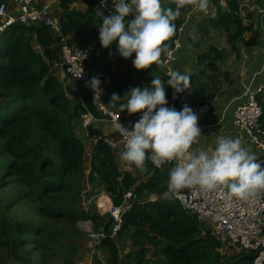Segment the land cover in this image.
Returning <instances> with one entry per match:
<instances>
[{"label":"trees","instance_id":"obj_1","mask_svg":"<svg viewBox=\"0 0 264 264\" xmlns=\"http://www.w3.org/2000/svg\"><path fill=\"white\" fill-rule=\"evenodd\" d=\"M73 2L60 0L57 14L64 31L87 49L88 68L94 72L106 61L123 60L116 42L105 49L99 40L102 21L95 8L102 2L101 10L105 15L111 14L114 0H87L85 10L73 7ZM240 5L241 0H210L209 6L215 14L203 19L215 29L226 32L228 43L235 50L240 43L256 45L259 37L255 23L242 16ZM164 7L175 10V3L169 0ZM186 11L187 7L181 9V16L175 21L177 32L169 48L180 37ZM200 29L203 30V26ZM56 46L55 32L38 23L17 22L0 34V139L6 140L7 152L15 159L16 179L25 184L28 193L41 204V213L64 217L71 222L80 218L93 219L95 230L102 229L106 233L96 246L106 252L108 264H124L121 244L136 247V259L140 262L150 245L157 249L159 256L166 258L165 264H252L254 252L240 251L226 257L228 252L221 250L227 247L212 233V228L203 226L172 193L170 198H164L163 194L168 191L169 167L157 168L149 161L146 170L150 172L146 176L134 164L126 162L133 170L123 169L119 164L122 152L113 149L92 125L83 127L79 118L85 112L84 107L72 104L49 62L58 56ZM224 57L225 50L217 47L199 55L198 64L205 70L194 76L196 102H207L213 97L206 95L207 85L210 81H218L216 72ZM151 68L159 70L161 67L153 65ZM161 69L156 77L164 82L168 106L180 111L185 101L169 85L170 80ZM140 73L146 74V70ZM152 78L145 76L135 85L136 79L127 74L113 73L103 81L102 99L120 111L119 104L123 101L110 104L113 94L123 97L130 88L149 86ZM89 139L94 142L90 155L86 145ZM3 180L0 178V184ZM88 185L90 192H106L114 205H128L116 235L112 236L115 220L110 214L80 207V195ZM128 192H131L130 197L126 196ZM152 195L157 198L151 200ZM38 233H42V227L32 221L11 223L2 219L1 248L7 258L13 256L25 264H33L31 257L18 249L20 246L26 249ZM45 245L46 242L40 241V246ZM0 264H8L2 255Z\"/></svg>","mask_w":264,"mask_h":264},{"label":"clouds","instance_id":"obj_2","mask_svg":"<svg viewBox=\"0 0 264 264\" xmlns=\"http://www.w3.org/2000/svg\"><path fill=\"white\" fill-rule=\"evenodd\" d=\"M173 2L175 10L165 8L163 0H114V12L108 15L101 10V2V5L95 8L96 15L102 21L99 26L101 46L107 49L116 42L119 54L124 59L131 58L135 54L132 64L137 71L156 65L166 72L167 68L160 65L161 58L168 49L174 47L169 48V42L176 35L175 21L181 16V9L191 7L196 12L207 13L210 5V0H173ZM14 23L17 21L11 25ZM11 25L6 26L0 34ZM72 41L77 42L73 39ZM170 68L173 70L172 67ZM97 71H104L106 77L103 81L113 74L103 68L94 72ZM54 72L56 73L55 70ZM173 75L179 85L176 86L171 79L169 85L176 93L185 91L187 88H179L180 81H187L188 78L175 72ZM90 84L96 89L99 88L100 81L94 77ZM166 96L164 82L158 77L152 78L150 87L130 88L123 97L113 94L110 104L114 101H123L119 104L120 112L127 111L130 116L140 114V119L130 129L120 122L115 124V131L125 140V150L120 151L122 152L120 159L134 164L141 172L146 170L149 161L157 168H171L164 164L177 161V166L171 168L169 173L168 191L163 194L164 198H170V193L174 190L194 186H198L202 191L224 189L229 197L242 201L264 195V165L258 162L257 156L245 145L243 139L218 136L213 149L194 147L200 144L202 137L198 116L187 104L180 111L172 106L168 107ZM91 97L93 100L92 93ZM103 101L107 104L105 100ZM85 114L91 117L92 115L88 112L80 114L81 124L87 128L92 125L93 117L86 126ZM85 137L88 138L87 133ZM101 192L97 197L96 206L100 195L107 196L109 202L113 203L107 193L101 194ZM156 198L155 195L151 196V200ZM88 219L93 223V219Z\"/></svg>","mask_w":264,"mask_h":264},{"label":"crops","instance_id":"obj_3","mask_svg":"<svg viewBox=\"0 0 264 264\" xmlns=\"http://www.w3.org/2000/svg\"><path fill=\"white\" fill-rule=\"evenodd\" d=\"M3 1L8 3L11 12H18L20 6L17 0ZM77 1L78 0H74L72 6L74 5L73 7H79L78 9L85 10L86 7L83 8L84 3L82 2V5ZM168 1L169 0H163V5ZM31 2L38 8L46 4H57V8L59 9L60 0H40V2L39 0H31ZM240 7L242 16L246 21H253L258 29L259 37L256 45L246 46L240 43V45H237V50H235L232 45H229L226 32L221 29H215L209 25L207 21L203 20L215 14L213 9L211 11V6H209V11L207 13L200 12L199 15H197L199 12H196L191 7H187L185 21L182 24L183 26L180 27V37L178 38L181 47L176 53L177 60L172 62L171 67L175 73L188 78L187 81H180L179 88L187 89L179 94L184 99L185 104L191 107V105L196 102L193 94L195 86L194 76L198 74L201 75L200 70H205L204 66L198 64L199 55L209 51L211 47L225 50L224 60L220 62V69L216 72L218 81H210L207 85L209 91L206 95H213V97L210 101H207L210 104V110L205 118L198 123L202 137L200 144L194 147L213 149L215 147V140L218 136L240 137L243 139L245 145L257 156V160H260L262 151L255 146L246 133L237 127L234 119L237 107L246 100V92L248 89H261L258 93V100L264 107V0H241ZM58 9L54 12L58 13ZM200 26H203V30L200 29ZM245 37L247 38L248 35ZM59 47L60 42L58 41V46H56L55 49V54L58 55L57 57L60 55ZM126 61L128 60H109L103 63L106 66L107 63L115 62L117 68H115V72L105 68L103 65L101 68L104 67L103 69L112 73L122 74V71H124L123 63ZM126 68H129V65H126ZM55 70L72 104L74 106L81 105L84 107L85 112L92 115L93 128L98 129L106 141L118 139V132L115 131V128L111 125L109 117L104 115L92 100L88 89L83 88L78 81L71 75L65 73L63 69L56 68ZM126 70H130L132 73L136 74L135 78H132L131 75H127L131 79L137 80L139 76H143L142 80H144L145 74H141L134 66ZM207 73L211 74L209 70H207ZM156 76H158V73ZM148 85L149 87L151 86V84ZM139 119L137 114L130 116L128 113H125L122 114L121 123L123 125H132ZM79 122L81 123V117L79 118ZM93 143L94 142L90 139L88 144L86 143L88 155H90L91 150H93ZM90 144L92 145L90 146ZM119 164L123 169L133 170L120 158ZM86 165L89 167V161H87ZM163 169H166V167ZM170 171L171 168L169 167V172ZM149 172V170H145V172H142V175L146 176ZM101 194H106V192L102 191ZM128 245L133 248V250L130 251H134L132 253H135H131L132 256L130 254L134 264H148L147 257L150 255H152L151 257H153V259H158V262H155L157 264H165L166 262L165 257L159 256L155 248L151 251V249H149L150 247H147V252L144 258H142V262H140L136 259V251L138 249L131 246V244ZM150 264H152V262Z\"/></svg>","mask_w":264,"mask_h":264},{"label":"built area","instance_id":"obj_4","mask_svg":"<svg viewBox=\"0 0 264 264\" xmlns=\"http://www.w3.org/2000/svg\"><path fill=\"white\" fill-rule=\"evenodd\" d=\"M17 1L20 6L17 13L11 12L4 1L0 3V31L15 21L24 24L38 23L50 27L60 42V55L50 61L51 66L54 70L56 68L63 69L83 88H87L92 93L94 102L102 113L109 117L111 125L115 128L116 123H121L122 113L111 108L102 100L101 93L104 90L102 83L106 75L104 77L101 71L92 72L88 68L86 65L88 60L87 49L79 42L72 41L71 36L62 28L60 17L50 9V5L46 4L38 8L32 4L31 0ZM180 47V42L176 40L174 47L168 49V52L162 56L160 64L167 68L165 76L169 80L171 79L176 86L179 85V82H177L170 67L171 63L177 59L176 53ZM94 77L100 81V86L96 89H93L90 84ZM260 90H247L245 102L236 109L234 122L262 151V157L258 162L264 163L263 107L258 100ZM191 108L198 116V122H201L210 110V104L193 103ZM137 116L140 118L139 113ZM91 121L92 117L85 114V125L87 126ZM133 125L124 126L130 129ZM118 135V139L107 142L113 149L120 152L125 150V140L119 132ZM177 164V161H173L164 165L171 166L173 169ZM171 193L179 199L184 209L196 215L203 226L212 228V233L223 246L235 245L241 251L254 252L252 264H264V195L242 201L229 197L224 189L202 191L198 186L174 190ZM126 196L130 197L131 192H128ZM99 197L97 206L101 210L109 212L115 219L112 229V236H114L122 224L123 214L128 205L125 203V205L116 206L112 202L104 204L101 200L108 197L104 195ZM90 221L82 224V226L86 228L90 240L97 243L106 237V233L102 229L96 231L94 228H89Z\"/></svg>","mask_w":264,"mask_h":264},{"label":"rangeland","instance_id":"obj_5","mask_svg":"<svg viewBox=\"0 0 264 264\" xmlns=\"http://www.w3.org/2000/svg\"><path fill=\"white\" fill-rule=\"evenodd\" d=\"M222 1L224 0H221V2ZM77 2H80L82 5L84 3L83 8L87 7V0H78ZM50 9L53 12L56 11L58 9L57 4L51 3ZM199 14L200 12L197 15ZM134 58L135 54H133L131 58L126 59L128 61L123 63L124 71H122V73L131 75L132 78H135L136 74L126 69L133 67L132 60ZM126 65H129V68H126ZM103 66H105V64H103ZM105 68L115 72L116 63H107ZM161 70L160 68L157 71L150 67L146 69L145 76H152L154 78ZM102 72L105 77L104 71ZM142 78L143 76H139L135 85H137L139 81H143ZM89 93L91 95L90 91ZM14 163L15 159L7 152L6 140L0 139V178L4 179L2 184H0V222L2 219H6L11 223L32 221L42 227V233L33 236L35 240L31 242L26 249L20 246L18 252L29 255L31 257L30 261L33 264H108L106 252L98 248L94 241L90 240L86 228L82 226V224L88 222L89 219L80 218L75 222H71L64 217L55 218L51 215H43L41 213V204L34 196L28 193L27 186L25 184L22 185L16 179V174L13 172ZM90 190L91 187L88 186L82 190L79 199L80 207L90 212L100 211L102 213H108L98 209L96 206V200L100 192H90ZM108 201L109 199H103L101 202H105L106 204ZM89 228H94V221L93 223L90 221ZM51 231H53L52 236H50ZM42 240L46 242L45 246H40V241ZM225 246L227 248L224 247L221 252H228L225 254L226 257L241 251L238 247L231 248V245ZM149 249L152 251L154 247L150 246ZM130 250H133V248L128 244L126 246L121 244V257L124 264H134L131 256H128ZM155 250L157 251V249ZM0 255L7 260L8 264H25V262L14 259L13 256L7 258V254L4 252V249L1 248V245ZM151 256L152 255L147 257L148 264L151 262H158V259H153Z\"/></svg>","mask_w":264,"mask_h":264},{"label":"bare ground","instance_id":"obj_6","mask_svg":"<svg viewBox=\"0 0 264 264\" xmlns=\"http://www.w3.org/2000/svg\"><path fill=\"white\" fill-rule=\"evenodd\" d=\"M109 199V198H108ZM109 202V201H108ZM104 204H105V202H104ZM107 204V203H106Z\"/></svg>","mask_w":264,"mask_h":264}]
</instances>
